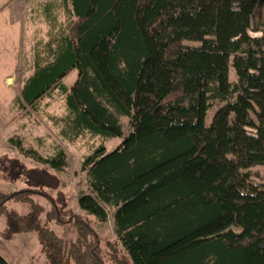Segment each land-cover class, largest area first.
I'll return each mask as SVG.
<instances>
[{"label": "trees", "instance_id": "trees-1", "mask_svg": "<svg viewBox=\"0 0 264 264\" xmlns=\"http://www.w3.org/2000/svg\"><path fill=\"white\" fill-rule=\"evenodd\" d=\"M59 6L68 21L46 56L35 58L15 104L26 116L59 90L65 114L52 119L64 139L121 138L112 151L99 145L84 159L89 190L77 197L99 222L107 220L105 206L114 209L116 241L102 247L91 225L68 209L58 176L68 166L65 151L43 155L14 138L9 145L37 165L0 157L6 180L24 184L0 192L1 237L34 235L47 264H264V187L243 172L264 164V0ZM73 69L68 88L62 81ZM211 101L226 103L207 124ZM0 264L9 263L0 255Z\"/></svg>", "mask_w": 264, "mask_h": 264}, {"label": "rangeland", "instance_id": "rangeland-1", "mask_svg": "<svg viewBox=\"0 0 264 264\" xmlns=\"http://www.w3.org/2000/svg\"><path fill=\"white\" fill-rule=\"evenodd\" d=\"M50 6L49 13L55 17L54 29H51L44 13L46 5ZM60 0H0V157H16L28 166L37 165L31 159L23 156L17 149L10 146L8 140H20L25 147H32L43 155L53 154L57 149H63L67 155L68 166L58 176L61 180L60 190L68 198V209L81 215L93 228L101 244L116 241L113 228L114 209L105 206L107 220L99 222L93 215H88L77 205L80 192H88L87 176L81 171L84 159L99 145L105 147L106 152L112 151L121 142L120 137L102 139L84 134L69 141L59 134V128L54 125L53 117L65 114V95L59 90L52 91L45 96L30 114L23 116L15 104L25 80L33 73L34 60L38 56L44 58L52 48L61 25H66L68 19L64 10L59 6ZM251 36L259 33L249 30ZM186 45H198V42L184 41ZM77 72L71 70L63 79V84L68 88L74 83ZM229 81L236 82L234 69L229 66ZM226 102L211 101L210 109L206 115L209 124L215 111ZM255 122V115L251 113ZM120 122L123 132L130 130L128 119L121 116ZM243 172L250 175V183L255 187H264V164L253 165ZM24 187L22 182L11 183L6 180L0 170V192L10 193ZM47 210L50 203L42 197H33ZM9 207L21 209L18 203H9ZM65 220L68 216L64 217ZM0 219V232L4 227ZM49 226L58 235L63 228L54 221ZM73 237L74 235H70ZM0 255L9 264H47L41 247L32 234H19L12 240H6L0 235Z\"/></svg>", "mask_w": 264, "mask_h": 264}]
</instances>
